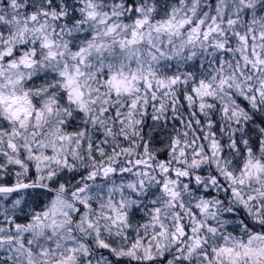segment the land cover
Returning <instances> with one entry per match:
<instances>
[{
  "label": "snow or ice",
  "instance_id": "obj_1",
  "mask_svg": "<svg viewBox=\"0 0 264 264\" xmlns=\"http://www.w3.org/2000/svg\"><path fill=\"white\" fill-rule=\"evenodd\" d=\"M0 264H264V0H0Z\"/></svg>",
  "mask_w": 264,
  "mask_h": 264
}]
</instances>
